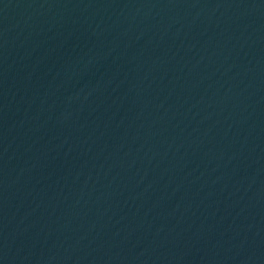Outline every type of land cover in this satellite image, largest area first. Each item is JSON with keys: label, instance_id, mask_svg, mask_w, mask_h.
Returning a JSON list of instances; mask_svg holds the SVG:
<instances>
[{"label": "water", "instance_id": "1", "mask_svg": "<svg viewBox=\"0 0 264 264\" xmlns=\"http://www.w3.org/2000/svg\"><path fill=\"white\" fill-rule=\"evenodd\" d=\"M0 264H264V0H0Z\"/></svg>", "mask_w": 264, "mask_h": 264}]
</instances>
